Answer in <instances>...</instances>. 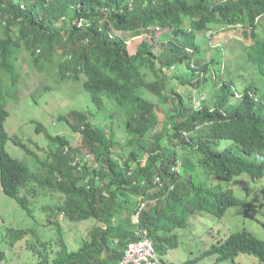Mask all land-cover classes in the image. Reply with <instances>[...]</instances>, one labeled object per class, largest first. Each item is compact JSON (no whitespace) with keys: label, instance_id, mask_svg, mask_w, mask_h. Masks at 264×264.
<instances>
[{"label":"trees","instance_id":"1","mask_svg":"<svg viewBox=\"0 0 264 264\" xmlns=\"http://www.w3.org/2000/svg\"><path fill=\"white\" fill-rule=\"evenodd\" d=\"M209 31L213 39L236 31L244 54L232 49L235 62L220 72L216 44L198 42ZM126 35L143 39L133 54ZM36 70L40 79L80 83L95 110L58 117L81 135L79 146L38 123L50 143L43 160L6 129L7 107L20 96L6 78L16 87ZM103 112L123 119L126 141L95 121ZM11 140L31 163L8 152ZM135 145L140 155L125 156ZM88 155L94 160L82 163ZM244 175L264 178V0H0V188L32 216L23 192L37 183L62 195L58 218L95 221L76 250L63 234L48 247L35 228L0 232V264L6 247L33 237L28 246L40 264H120L128 245L146 236L160 264H244L246 256L264 264V240L247 229L222 230L233 207L254 220L263 211L234 188ZM200 222L213 238L196 243L193 257L165 260L179 250L181 232L191 240Z\"/></svg>","mask_w":264,"mask_h":264},{"label":"rangeland","instance_id":"2","mask_svg":"<svg viewBox=\"0 0 264 264\" xmlns=\"http://www.w3.org/2000/svg\"><path fill=\"white\" fill-rule=\"evenodd\" d=\"M161 33L156 34L157 37L160 36ZM211 34L212 32L209 31L205 35H198V42L204 49L209 48L210 42L216 44L212 49V53H214V56L217 58L218 64L215 65V69L217 68L218 72H220V68H224L235 62L236 56L235 53L231 51L232 49L235 50L237 57L244 55L238 44L236 31H228L214 39L211 37ZM126 37L129 40L130 53L133 54L137 51V47L143 39L142 37L136 38L130 35H126ZM25 70L26 65H24V72ZM174 72L175 71H172L170 75H173ZM184 73L183 67H181L179 74L183 75ZM247 74H250L249 70H247ZM40 75L41 74L36 70L33 76L25 78L16 87L12 85L11 79L6 78L9 90L12 92H20L19 99L12 100L7 107L11 115L6 122V129L11 137H20L23 142L32 146L38 158L43 160L50 150V143L46 139L44 133L40 134L37 132L38 123L43 124L45 128L54 135H64L71 139L73 146H79L82 141L81 135L79 133H74L70 126L60 122L58 117L64 115L71 119L70 113L73 111H94L95 113V110L90 94L82 88L80 83L69 82L59 84L51 75H44V79H40ZM238 77L244 79L243 75L236 74L235 78ZM210 83L211 81L206 85V94H210ZM46 88L49 89L47 90ZM101 114L102 117L96 115L95 121L105 126L107 130L113 126L116 138L121 142L126 141L128 135L124 129L125 122L123 119L120 118V122L112 119L106 120V112ZM112 121L115 122L114 125H111ZM35 143L39 148H37ZM7 150L15 159L31 163L32 157H28L22 149L16 147L12 140L8 142ZM131 151H136L140 155L142 149L137 145L126 147L124 149L125 156H128ZM35 166L36 165L32 164L34 171L37 170ZM247 177L248 176L244 175L237 179L238 183L234 188L237 190L238 195L245 199L253 208H256L258 202L261 201L260 205L262 204L261 208L263 211L254 220L250 218L251 216L245 217L241 214L240 208L233 207L225 217V220H228V226L226 225L222 230L223 233L227 235L230 232L247 229L258 238L264 240V179L255 182L251 180L250 182ZM243 183H246L247 186L245 187ZM23 195H27L31 201L32 216L28 215L15 199L4 194L0 188V232H2V234L4 232L6 234V230L10 229L35 228L39 237L48 247L51 246V242L55 245L60 244V234H63L69 249L76 250L79 248L82 239L89 236L95 225V221L92 219L80 223H71L66 221L62 215H59L58 218L56 216L57 212L54 209L63 197L49 188L44 189L39 187L37 183L32 182L25 188ZM253 215L255 216V214ZM57 219H59L61 225L60 230H58V226H56ZM202 225V222H200L198 229H191V240L186 241L185 235L182 234L184 231L181 232L179 250L176 252L170 251L169 254L166 256L164 255L163 258L165 260L169 258L170 261L179 262L184 258L193 257L195 253L194 249L197 245L196 243L213 238V235H203L205 228ZM187 235H189V233ZM6 238L9 242L13 243L15 241V238H13L11 234L7 235ZM195 239L197 240L194 241ZM32 242L37 243V238L33 237L30 241H16L14 242V246L6 247V264H40L38 256L35 255L28 246ZM207 246L210 245L207 243ZM196 251L198 252L199 250L196 249ZM199 252L201 253V251ZM245 258L252 259L245 261L244 264L259 263L254 257L246 256Z\"/></svg>","mask_w":264,"mask_h":264},{"label":"built area","instance_id":"3","mask_svg":"<svg viewBox=\"0 0 264 264\" xmlns=\"http://www.w3.org/2000/svg\"><path fill=\"white\" fill-rule=\"evenodd\" d=\"M93 160L94 158L88 155L82 158L81 162L85 163ZM120 264H160L154 242L146 236L141 240L130 243Z\"/></svg>","mask_w":264,"mask_h":264},{"label":"clouds","instance_id":"4","mask_svg":"<svg viewBox=\"0 0 264 264\" xmlns=\"http://www.w3.org/2000/svg\"><path fill=\"white\" fill-rule=\"evenodd\" d=\"M264 178H262L261 180H263ZM258 181H260V180H258Z\"/></svg>","mask_w":264,"mask_h":264}]
</instances>
